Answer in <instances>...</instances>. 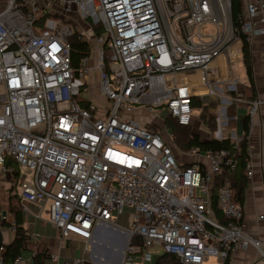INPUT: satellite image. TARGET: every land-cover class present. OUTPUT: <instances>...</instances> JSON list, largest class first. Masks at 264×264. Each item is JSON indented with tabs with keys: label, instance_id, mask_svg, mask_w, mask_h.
Returning a JSON list of instances; mask_svg holds the SVG:
<instances>
[{
	"label": "built area",
	"instance_id": "1",
	"mask_svg": "<svg viewBox=\"0 0 264 264\" xmlns=\"http://www.w3.org/2000/svg\"><path fill=\"white\" fill-rule=\"evenodd\" d=\"M263 11L257 0L239 15L250 40L264 34V18L260 26L254 20ZM203 24L215 34H204ZM236 31L231 0H0V181L12 175L9 159L29 166L32 176L19 183L22 211L36 205L65 239L90 243L98 225L131 208L124 232L142 238L147 260L158 246L181 264L211 257L224 264L253 246L251 264H264V237L247 231L229 186L217 189L228 222L213 208L216 178L237 161L228 149L175 151L167 123L191 126L194 101L245 102L232 96L240 80L213 69L218 57L236 56ZM74 33L90 45L79 67ZM261 104L249 103L250 118ZM219 111L210 139L227 128V106ZM246 174H253L249 163ZM136 250L130 245L117 264H135Z\"/></svg>",
	"mask_w": 264,
	"mask_h": 264
},
{
	"label": "crops",
	"instance_id": "2",
	"mask_svg": "<svg viewBox=\"0 0 264 264\" xmlns=\"http://www.w3.org/2000/svg\"><path fill=\"white\" fill-rule=\"evenodd\" d=\"M257 0H241L242 11L245 13L250 3ZM264 18V11L255 16L254 20L260 26V19ZM236 56L232 57L238 61L235 63L227 62V55L218 57L213 63V69L223 79L234 77L241 82L240 91L245 95V88L249 86V80L246 74L245 65L242 59L241 43L235 44ZM251 52L253 61L254 80L256 86V98L262 100L258 112L250 118V131L248 136L249 145V165L253 170L251 176H247V187L245 191V201L243 205L244 219L243 224L247 231L254 237H264V34H257L251 37ZM235 63V64H234ZM237 65V73L232 75L231 69ZM232 66V67H231ZM197 75H181L182 80L197 79ZM243 95V96H244ZM246 96V95H245ZM245 102L233 118L237 120V128L233 129L237 139L243 137L242 117L249 114V100L245 97ZM39 208L34 204H29V211L23 212V226L26 228L29 236L32 250L23 251L20 255L22 260L13 264H34L35 253L45 248L48 255L40 264H63L64 261L74 262L76 259L85 258L86 264H117L124 258V250L119 256L110 255L112 248L119 250L124 245L126 249L128 235L124 232L125 228H130L134 219V211L126 208L121 215L114 220L97 226L93 233L91 242L77 235H72L69 239L60 236L58 229L48 220L46 215L38 216ZM3 232V246L10 244L15 236L12 228L1 227ZM153 256L147 260L143 251L141 253L133 252L131 257L135 264H155L164 251L158 246L152 249ZM258 252L255 247L249 246L247 249H240L230 256V264H251L257 259ZM19 257V256H18Z\"/></svg>",
	"mask_w": 264,
	"mask_h": 264
},
{
	"label": "trees",
	"instance_id": "3",
	"mask_svg": "<svg viewBox=\"0 0 264 264\" xmlns=\"http://www.w3.org/2000/svg\"><path fill=\"white\" fill-rule=\"evenodd\" d=\"M231 12L233 22L237 30L236 33H238L239 35L242 59L249 80V86L245 88V97L249 100H253L256 98V86L253 71L251 40L249 39V35L241 30V22L239 21V15L243 13L241 7V0H231ZM101 32V27L97 26L96 33ZM70 40L72 42L71 56L73 64L74 66L79 67L82 58L90 52V45L85 39L80 38L77 33H74L70 37ZM193 105L203 106L202 117L205 119L206 113L204 111L207 110L209 106L205 107V105H202L200 101H194ZM232 114L234 115V111L231 113V115ZM214 119L215 116L213 114L209 117L207 121L211 129L215 128ZM241 121L243 127V137L238 143L232 140L229 136H224L221 139H203L201 135L195 130H193L190 125H181L171 117L167 119L168 125L175 134V141L180 148L188 150L192 147H197L202 151L228 149L234 159L237 161V166L234 170L226 169L223 173L218 175V177L216 178L215 188L213 190V208L215 211V215L220 221L225 223L228 222L229 218L222 213L221 209L218 206L217 189L222 186H229L232 190L233 200L235 202L243 206L245 201V191L248 181L246 177V169L250 159L248 145V136L250 131V115H243ZM7 164L12 168V179L9 182H12L11 189L13 190V193L10 199L6 217L1 218L0 224L1 227L3 226L11 229L13 228L15 231V236L10 244L5 245V249L1 257V262L2 264H13L18 258V256L23 253V251L32 248V244L30 243V236L26 228L23 226L21 198L16 190L18 184L22 180L20 168L18 163L11 159L7 161ZM130 245L139 247V249L135 251L136 253H141L143 251L144 243L142 238L139 236H134L130 242ZM48 255L50 254L47 253L45 248H43L42 250L40 249L38 252L35 253L34 264H40L42 258L44 259ZM155 264L181 263L176 255L164 253L161 257L158 258ZM224 264H230V258H228Z\"/></svg>",
	"mask_w": 264,
	"mask_h": 264
},
{
	"label": "rangeland",
	"instance_id": "4",
	"mask_svg": "<svg viewBox=\"0 0 264 264\" xmlns=\"http://www.w3.org/2000/svg\"><path fill=\"white\" fill-rule=\"evenodd\" d=\"M201 31L204 34H209V35H214L216 32V28L213 24H203L201 26ZM228 54H226L227 56ZM227 62L230 63L231 61L233 62H237L238 60L235 58H232L231 56H227ZM234 63V64H235ZM232 67V66H231ZM237 65L233 66L231 69L232 75L235 76L237 73ZM93 72H91L92 74ZM224 85V84H223ZM242 87V86H241ZM2 91V87H0V92ZM240 91V90H239ZM243 92L240 91L239 95L237 93H234L232 96H236L239 97L241 99H245V95L243 96ZM244 105V103L242 102H234L231 105H228L224 102H222V100L218 97H214V98H207L206 102H205V107L209 106V108H207V110H205L204 112L206 113V118L204 119L202 117V111H203V106H197L195 108V120L193 122V124L191 125V127L193 128V130H195L196 132H198L201 137L203 139L206 138H211L213 135V132L216 131L218 129V124H217V118L219 117L220 114V108L222 106H227V118H228V123H227V128L224 131V136H229L232 140H234L235 142H238V140L235 139V133L233 132V129L237 128V120L233 118V116H237L240 110V107H242ZM232 107V108H231ZM234 111V115L231 113ZM139 112V111H138ZM136 112V114L138 113ZM215 116L214 119V123H215V128L211 129L207 123L209 117L211 115ZM234 136V137H233ZM241 139H239L240 142ZM176 143V142H175ZM178 148H180L177 143L175 144V151H179ZM20 174L23 180H29L30 177L32 176L33 170L29 167V166H24V165H20ZM11 175H5L3 177V179L0 181V217H2V212L5 210H8V206L10 203V199L13 193V190L11 189L12 186V182H9L11 180ZM16 190L18 191V193L21 192V185L18 184ZM3 227V226H2ZM132 238H127V246L126 249L124 245L120 246L119 250L114 251L112 248L109 251L110 255H121L123 250H124V255L125 253L128 251V248L130 246V242H131ZM139 249V247H137ZM32 250V248H31ZM206 264H217V260L215 257H211V259L209 260L208 263Z\"/></svg>",
	"mask_w": 264,
	"mask_h": 264
},
{
	"label": "water",
	"instance_id": "5",
	"mask_svg": "<svg viewBox=\"0 0 264 264\" xmlns=\"http://www.w3.org/2000/svg\"><path fill=\"white\" fill-rule=\"evenodd\" d=\"M6 214H7V211H3L2 212V217H6ZM0 221H1V217H0ZM3 241H4V238H3V232H2V229H1V224H0V249L1 247L3 246ZM3 255V252L0 250V261H1V257Z\"/></svg>",
	"mask_w": 264,
	"mask_h": 264
}]
</instances>
